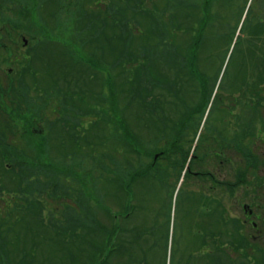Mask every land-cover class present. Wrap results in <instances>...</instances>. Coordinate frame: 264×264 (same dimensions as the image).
I'll list each match as a JSON object with an SVG mask.
<instances>
[{
	"label": "rangeland",
	"instance_id": "obj_1",
	"mask_svg": "<svg viewBox=\"0 0 264 264\" xmlns=\"http://www.w3.org/2000/svg\"><path fill=\"white\" fill-rule=\"evenodd\" d=\"M34 1L44 4L50 0ZM100 1L102 3L94 7L93 0H68L66 5H59L62 8L56 21L47 14H39L36 8L30 7L31 10L28 11L30 20L21 22L17 18L18 14H21L20 6L13 5L9 1L5 4V0H1L0 12L4 14L6 12L9 17L6 28L11 31V39L17 51L15 56L16 54L32 55L35 49L40 47L46 50H42L43 60L37 59L38 56L31 58L32 70L29 74L33 73L34 76L24 77L30 87L35 83L40 84V88L32 87L33 92H30V96L35 100L33 103L41 106L39 113L31 115L30 112L28 115L27 112L24 116L27 118L26 122L22 124L19 119L13 120L11 114H5V107L0 103V117L7 125L2 126L4 129L3 134L0 135V151L4 150L6 155L8 151H15L13 157L7 156L11 161L5 157L4 170L10 166L20 168L22 164L19 162V157L20 161L27 159L21 158L22 154L20 155V152L23 153L25 150L34 159L29 161L32 162L30 166L26 162L30 168H26L25 172L16 170L19 175L23 172L26 178L22 181L21 192L17 193L19 186L17 188V185L13 184L15 180L10 178L6 171L0 181L1 189L5 188V196L0 193V207H2L0 208V243L1 240L4 241L7 248L4 252L0 250V258L5 260V264H235V261L236 264H254L255 259L245 260L237 254L231 262L227 255L226 242L222 243L221 240H215L211 236L212 229L220 231L222 226L217 223L213 226V223L209 224V220L204 221L197 210V195L194 194V203H190L189 199L193 191L199 193L198 186L204 185L206 177L209 176L208 172L216 171L217 178L224 182L235 183L236 172L245 170L244 162L234 156L231 163L226 160L223 165L218 160L215 163L213 159L207 160V158L215 154L213 138L225 133L226 129H222L228 118L225 110L234 105L232 103L234 96L246 97L245 95L252 93L253 97L250 94L249 96L254 99L261 90L264 92L263 88L260 89V84L263 87L264 80L260 82L258 80V77L264 73V0L242 1V6L245 8L240 13V19L238 14L240 2L235 5L230 3L229 7L218 3L214 5L216 7L214 16L220 18L224 16L225 21L224 26H217L214 29L212 36L215 38H210L206 51H203L202 57L200 56L202 72L206 76V81H209V86H213L212 96L201 119L202 122L205 119L207 124L199 131L202 124L199 119L202 113L197 112L196 131L191 129L192 133L187 131L185 135L181 130L180 134L188 139L187 144L174 148L175 153H179L180 150V153L189 152L191 156L201 158L196 164L194 163L192 169H188V165L183 166L179 154L172 156L173 163L161 161L154 156L147 159L143 157L141 161L140 158L134 160L131 156L129 158V152L125 151L127 148L122 147L127 146L130 149L128 144L133 146L132 140L141 141L136 137L137 134L143 139L153 138L151 142L156 135L149 121L144 120L143 113L137 110L138 103L134 101L135 96L129 81L124 88L125 95L120 99L123 113L121 123L116 103L113 102L112 110L106 107L104 111L100 109L99 112L104 115V119L115 120L114 122L103 126L100 123L102 121L95 119L98 116L96 114L94 121L89 119L86 123H81L84 129H80L79 114L95 107H104L94 100L96 95L94 93L101 92L104 99L110 98L113 84L108 79L113 74L111 64L116 59L112 52L116 54L120 49L118 46H124L121 38L123 31L124 33L128 31L135 38L136 46L140 47L143 42L142 37L150 34L157 25L168 22L169 16L181 11V3L176 0L173 1L174 6L170 8L166 6L167 0ZM140 3L143 4L142 8ZM53 9L56 11L57 8L53 7ZM247 9L248 14L245 17ZM98 19L102 22L107 21V24L115 23L116 26L123 21L125 25L112 30L97 28L90 24L94 23L93 21L97 22ZM242 21H245L244 26L241 25ZM3 28L5 22L0 21V32ZM85 28L90 32H86ZM232 31L234 36L240 35L239 42L232 41ZM94 35L101 39L97 44L92 45L88 39ZM161 41L162 38L155 44L154 41L150 42V45H153L151 52L163 50ZM144 46L148 47L146 42ZM51 47L59 49V55L47 64L46 51L52 50ZM60 51H66V57L73 63L71 66H75L76 53L81 52L78 67L86 65L99 77L94 82H84L83 80L89 78L84 72L81 78L72 79L83 83L65 82L64 75L68 71L69 73L75 71L77 65L73 69L60 67V63H57L63 61ZM130 52L134 58L137 57L136 48L132 47ZM261 54L263 58L260 60ZM52 56H55V53ZM93 56L103 61L98 65L92 63L89 57L93 58ZM151 57L146 60L141 59L142 73L148 77L163 73L172 84H177L171 89L173 98L167 99L168 103H173L171 108L179 111L177 115H181L184 111L182 103L186 107L189 103H197V109L200 110L204 96L200 94V82L195 88L192 84L184 85L185 80H182L181 75L177 78L176 72H169L164 68L167 65L163 67V61H166L168 56ZM136 69V66H127L125 73L134 78ZM15 75L16 69L13 65L0 68L3 84L6 81L14 83L17 80ZM115 75L116 83L119 85V73L115 72ZM129 80L131 81L132 78ZM53 84L59 85L62 90L58 94L59 97L53 95L52 104L55 107L50 106L49 109L54 108L51 109L54 114L49 115L50 110L44 108L45 104L49 105V99H42L39 96L40 94L43 96L44 89ZM164 94L168 96V93ZM179 101L182 102L180 105ZM251 102L253 104L254 100ZM18 103L19 101L16 105ZM8 104L10 105L9 100ZM25 110L16 109L19 113ZM16 111L14 113L17 114ZM16 114L13 115L17 116ZM82 114L79 116H91L84 115V112ZM177 115H172L175 122L178 119ZM96 123L104 129L103 135L107 137L102 138L99 146L89 145L95 150L91 152L87 145L92 141V136H97L91 128L97 126ZM77 127H79L78 132L80 131L79 138L84 141L82 151H86L80 153L81 157H78L79 153L74 154L77 149L69 135H65L70 133L71 136L73 131V137H77L78 133L75 132ZM216 128L220 131L214 132ZM116 130L119 131L118 134L115 133ZM236 136L237 133L234 132V138ZM64 142H69L66 143L67 147H63ZM29 145L32 147H28ZM138 148L141 149L139 146ZM39 150H46L50 163L56 171L52 169L54 171H49L48 175L39 168L33 170L32 164L40 158L37 154L42 155ZM216 150L225 149L216 148ZM63 153L71 154L69 161L63 160L60 156ZM226 155L225 151L224 156ZM41 159L43 163L47 161L44 156ZM136 165L139 171L151 169L150 175L134 178L131 173ZM1 167L0 162V171ZM57 168H60V173ZM64 170H66L65 176L62 175ZM200 172L202 176H197ZM38 173L40 174L37 175ZM255 173L251 170L248 175L252 187L258 186L263 177ZM29 185L33 189L34 196L27 198L22 191ZM262 187L259 189L260 203L264 204V186ZM207 189H210L209 184ZM223 190L225 191L224 188ZM247 195V192L245 195L243 193L244 198ZM243 196H238V199L241 200ZM4 198L5 202L2 201ZM233 202L235 203L236 200ZM225 203L226 201L222 202L223 205ZM234 205L227 206V209L236 215L238 211H235ZM9 223L12 225L11 228L8 227ZM227 230L228 228H225L228 235ZM222 241H227V238ZM8 250L11 251V255ZM261 262L263 264L264 259H261ZM257 264L260 262L258 261Z\"/></svg>",
	"mask_w": 264,
	"mask_h": 264
},
{
	"label": "trees",
	"instance_id": "obj_2",
	"mask_svg": "<svg viewBox=\"0 0 264 264\" xmlns=\"http://www.w3.org/2000/svg\"><path fill=\"white\" fill-rule=\"evenodd\" d=\"M12 3L13 5H17L18 7L20 6V12L21 14H18V17L20 19L21 22L23 21H29L30 20V14L28 13L30 9V7H34L36 8V12H38L39 14H47L48 17H52L54 21H56L59 17V13L61 11V8L59 5H66L68 0H50L49 2H46L44 4L42 3H35L36 1L34 0H5V4L7 2ZM83 1V0H80ZM142 0H139V2H141ZM173 1L175 2V0H167V7H172L174 6ZM178 1V3H181V11H178L177 13H174L173 15H171V20H170V26H166V25H157L155 27V30H153L150 34H148L147 36L142 37V44L140 47L136 46L135 38H133L128 31H126L124 33H122L121 38L122 41H124V46L120 47L118 46L120 49L119 51L115 54L114 52H112V55L116 56V59L114 61V63L111 64V70L113 72H117L119 73L120 76V84L118 85L116 83V75L115 73L112 74L109 77V81L111 84H113V86L111 87V95L109 99H104L103 96L100 95V99L98 100L101 104H104V106L109 107L110 109H112L113 106V102L116 103V110H117V114L120 117V123L121 121V117H122V109H121V105H120V99L122 96L125 95V86L129 84H131V91H133V95L135 96V100L132 98V100L137 101L138 103V107L137 110L141 113H143L144 115V120H148L149 121V125H154L155 128V136H154V141L151 142L149 141V144H146L144 141H133L132 139V144H128L129 148L127 146H124L122 148H127L125 151L129 152V158L131 156L132 160L136 159V158H141L144 157V159L147 158H152L153 156L155 157L156 154L161 153L160 159L161 161H169V162H174L172 159L173 155L179 154L182 157L183 160V166L185 167L188 164L189 158H190V153H184L183 151L179 150L178 152H174V148L176 146H179L184 142V140L186 141V136L187 135V131H189L191 128L193 127H197V125L195 124V126L193 125L191 126V122L193 120H196V116L198 115L197 112L202 113L201 118L199 119V122H201L202 117H204L205 112H206V108L208 106V102L209 99L212 96V91H213V86H209V81L204 82L206 79L205 74L202 72L201 75H199L200 71V61L198 60V58H200V56L202 57L203 51H206V46L208 43H210V38L214 39L215 36H212V32L214 31L215 28H217V26L221 27L224 26V21H225V17L223 16L222 18H220L219 16H214L215 15V9L216 7L214 6L215 4H219V5H225L227 7H229L230 3H233L234 5L237 4L238 2H240V7H239V19L241 18L240 13L243 12V7L242 6V1L244 0H176ZM248 1V0H247ZM1 3V0H0ZM35 3V4H34ZM95 3V4H94ZM102 1L98 0L97 2L95 0H93L92 6L97 7L99 4H101ZM246 3V2H245ZM141 4V3H140ZM244 4V2H243ZM143 4H141V8H142ZM53 7H55L56 11L53 9ZM0 8H1V4H0ZM41 11V12H40ZM38 14V15H39ZM101 15V14H100ZM36 16V15H35ZM102 16V15H101ZM8 15L5 12L1 13L0 12V21L5 22V28H3L0 32V68H2L5 65H13L16 69V75L17 79L14 83L11 81H6L4 84L1 82L2 79L0 77V103L5 101V107H6V112L5 114H11V118H13V120L16 118H22L24 117L27 112L28 115L31 112V115H36L39 113V110H41V107L37 104H34L33 102L35 101L33 98V96H30V92L32 91V87H39L40 84L35 83L34 85H32V87H30L29 85H27V79H25L24 77L30 75L29 71L32 70V65H31V58H36L43 60V51H45L46 49L41 48L40 49H35L34 53L32 55H17L15 56V49H14V44L12 41V37H11V31L6 28V25L8 24L7 19H8ZM23 18V19H22ZM200 20V22L198 20ZM215 23H214V20ZM115 23L117 22L114 18L112 19ZM94 23H90L91 25H95L100 28H105V29H112L114 30L115 28H119L121 25L124 26L125 24H123L122 22L120 23L119 27L116 26V24L114 23H109L107 24L106 22H102L99 19L96 21H93ZM120 22V21H119ZM7 23V24H6ZM219 23V24H218ZM119 24V23H118ZM89 25V24H88ZM178 28V31H175ZM8 29V31L6 30ZM225 29V28H223ZM23 30H25V28H23ZM86 32H90L87 31L86 28L84 29ZM175 31V32H174ZM211 35V36H210ZM232 38L234 37V34L232 33ZM181 41H179L178 37ZM116 37V36H115ZM87 38V36H86ZM162 38L161 41V45L162 46V51L158 52H151V47L153 45H150L151 41H154L153 44H155V42L159 41ZM99 39H101V37H98L97 35L91 36L89 37L88 41L94 45L97 44V42L99 41ZM145 42L147 43V46H144ZM159 46V45H158ZM134 47L136 48L137 52V57L134 58L130 52V49ZM147 47V48H146ZM18 50L20 49L17 46ZM52 50L49 49V51L47 50V57H46V61L47 64H50L51 61H53L58 55H59V49L55 48V47H51ZM43 50V51H42ZM56 52H55V51ZM77 52V51H75ZM21 53V52H19ZM50 53V54H49ZM55 53V56H52V54ZM66 51H60V56L62 58L63 61H58L57 63L60 65V67H64L63 69H70V67H72V69L77 65V63L81 60L79 58V55L82 54L81 52H79L78 54L76 53L77 59L75 60L76 62L74 63L75 66H71L73 63H71L72 61H70L68 59V57H66L67 55L65 54ZM164 53L168 54V59L166 61H163V67L164 65H167L166 69H168L169 72H176V77L178 78L180 75L182 76V80H185L184 85H190L192 84V86L195 88L196 84L198 83L197 81H189L192 80L194 78L197 77V79L202 80V87L200 88V94H203L204 96L202 97V105L200 110L197 109V103H189L188 107L185 106L184 103L182 102H178L179 105L182 103L183 105V112L181 113V115H177L179 114V111L176 110L175 108H171V106H173V103H168L169 98H173L172 91L171 89L174 88L177 84H172L167 75L163 74V73H159L157 75H154L152 77H148L145 73H142V62L141 59L146 60L147 58H152L151 56H163ZM171 53V54H170ZM90 62H95L97 65L98 63L102 62L103 60L99 59L98 57L91 58L89 57ZM79 65H77L75 67V71H72L71 73H69V71L66 73V75H64L63 79H65V82H72L74 78L78 77L81 78L83 73L85 72L87 75H89V77H94L95 80L99 77L97 75V73H95L94 70L86 67V65L82 66V67H78ZM127 66L133 67L136 66V72L134 73L135 76L134 78L132 77V75L127 74L126 68ZM92 68V66H91ZM23 71V72H22ZM22 72V73H21ZM54 72V70H53ZM32 73V72H31ZM33 74V73H32ZM31 74V75H32ZM124 74V75H123ZM21 75V76H20ZM30 75V76H31ZM34 76V75H32ZM123 76V77H122ZM39 77V76H38ZM37 77V78H38ZM23 78L22 80L19 81V79ZM36 78V79H37ZM121 78H122V82H121ZM129 78L132 80L130 81ZM75 82H79L75 81ZM133 85V86H132ZM262 85V84H261ZM40 88V87H39ZM52 88V91H51ZM122 88V90H121ZM31 90V91H30ZM62 90V88L56 84H53L49 87H47L46 89H44L43 96L42 94H40L39 98L41 97L42 99L47 98V100L49 99V105L45 104L44 108H48L49 111V115L50 114H54V111L51 109H49L50 106L55 107L52 102H53V95L55 94L57 97L59 92ZM164 93H168V96H165ZM195 93H197V91H195ZM100 94V93H98ZM4 95V98H3ZM8 100L10 101V105H7L6 102H8ZM131 100V105L133 104V101ZM19 101V103L16 105V102ZM114 103V104H115ZM112 104V105H111ZM18 107V108H17ZM26 107V108H23ZM75 107V106H74ZM26 109L24 112L19 113L16 111V109ZM14 111L17 112L14 113ZM53 111V112H51ZM16 114L17 116L13 115ZM89 114L91 115V119H94V116L96 113H94V110H90ZM172 115H177L178 119L176 120V122L173 120ZM95 119L100 120L102 122H100L101 124H103V126L114 122L115 120L111 121V119L108 121L107 119H104V115L99 116L98 118L96 117ZM94 119V120H95ZM189 119V120H188ZM93 120V121H94ZM21 122H23V119L21 120ZM99 122V121H98ZM108 122V123H107ZM97 126H92V131L93 133H95V135H97L96 137L92 136V141L89 142V144L87 145L90 148L91 152H95V150H93L89 145H95V146H99L102 143V138L105 139L107 136L103 135V130L102 128H100V125L96 123ZM2 126H7L5 125L4 121L2 120V117H0V135L3 134V129ZM102 126V127H103ZM84 126L81 125L80 129L83 130ZM187 127V128H186ZM78 128H76V131L78 133V136H74L72 135L73 131H71V136L70 133L65 134V135H69L70 139H72L71 141L73 142L74 146L76 147L77 151L74 154H82L83 152L86 151H82V149L84 148L83 146V140L81 138H79V134L80 131L78 132ZM56 128H54L55 130ZM129 129V128H128ZM53 130V131H54ZM131 131V129H129ZM184 131L185 135H181L180 131ZM186 130V131H185ZM60 132V129H59ZM119 132V131H118ZM117 130L115 131L116 134H118ZM129 132V131H128ZM131 133V132H129ZM128 134V133H127ZM159 134V135H157ZM59 135V134H58ZM112 136V135H111ZM76 137V138H75ZM126 137V136H125ZM79 138V139H78ZM110 140H112V138H109ZM240 140V139H239ZM127 141V140H126ZM166 142V143H165ZM168 142V143H167ZM66 143L69 142H64L62 143L63 147H67L68 145ZM16 145V144H15ZM141 147L140 148H138ZM28 147H32V146H28ZM143 149V151H142ZM238 149L240 152H242V146H241V142H239L238 145ZM31 150V149H30ZM68 152V151H67ZM1 155H0V162L2 163V167H1V173H0V181L3 179V175L5 174V171L8 173L10 178H13L15 180V182L13 184H15V186L17 185V188L19 186V189L17 190V193L21 192L22 190V181L25 180L26 178H24L23 172H25L26 168H30V163L29 162L31 160H34L33 157L29 156L25 152L21 153V158L23 157V159L27 158L24 161H20V157H19V162L22 164L20 166V168L14 167L12 168V166H10L9 168H7V170L5 169V157L11 161V157H9V155H11L13 157V154L15 153V151H8L7 155L4 152V150L0 151ZM32 153H34L32 151ZM36 155V153H34ZM42 156H44V158L47 161H44L45 163H43V160H35L36 163H33L32 165L34 166V170L36 171V168H39L42 172H45V174L49 175V171H54L53 169V165L50 163V159L48 157V155L46 154V152L42 151ZM79 155L78 157H81L82 155ZM87 154L89 155V152H87ZM69 153H63V155H60L63 157L64 161H69ZM99 155V153H98ZM9 158H8V157ZM93 158H96L95 156L90 155ZM90 156H88V159L90 158ZM84 157V156H83ZM234 157H242V155L239 154H235ZM221 158V157H220ZM219 158V159H220ZM201 159V158H200ZM204 160V158H203ZM138 161V159H137ZM192 160V162L190 163V168L192 169L194 167V163L196 164L198 161ZM18 162V161H17ZM29 164V166H27V163ZM129 162V160L127 161ZM134 162V161H133ZM220 162V161H219ZM175 163H176V159H175ZM243 163V160H242ZM167 164V163H166ZM164 164V165H166ZM11 165V163H10ZM24 165V167H23ZM247 165H249V163H247ZM130 166V165H129ZM182 166V165H181ZM180 166V167H181ZM182 166V167H183ZM260 166V165H259ZM258 166V167H259ZM45 167V168H44ZM257 165H252L249 169H254L257 170L258 169ZM11 168V169H10ZM19 169L21 171H23L20 175L19 173H16V170ZM27 170V169H26ZM150 171H152L151 169L148 168V170L146 171H139L138 167L136 165V167H134L132 169V173L134 178H140L143 177L145 175H150ZM248 171L245 170H241L239 172H236L235 174V178H236V182L233 183V188H232V201L236 202L234 203L235 205V211H239L241 204L242 203V199H238V196H242L244 189L246 187V185L248 184V179L245 176V174ZM209 173V172H208ZM40 173H38L39 175ZM66 174V170L63 172L62 175L65 176ZM2 176V177H1ZM14 176V177H13ZM186 178V177H185ZM190 178V177H188ZM192 178V177H191ZM207 179V183H209V177H206ZM32 182V180H30ZM225 184V182H224ZM225 186V185H224ZM33 189L31 188V186H26L25 189H23V195L26 196L27 198L33 197L34 195L32 194ZM0 193L5 196V188L3 187V189H1L0 186ZM10 194V192H8V195ZM194 194L197 195L196 193H192V195L190 196V203H194L193 202V198H194ZM14 198V196H13ZM242 198V197H241ZM202 211H201V215L203 216L204 221L205 220H209V224L213 223V226L215 225V223L218 224V221H220L221 219V213H217L215 214L214 212H216V210H213V208L211 207L212 202L211 199L208 197H205L204 195L202 196ZM5 202V198L4 200H2ZM196 204L198 205L199 203V196L196 198ZM11 203H13V201H11ZM221 203L219 202V211H221L220 207ZM5 207V205H4ZM2 208V207H0ZM18 213V212H17ZM20 213V212H19ZM8 214V212H7ZM42 220V219H41ZM235 224L238 226L236 227V229L240 230L243 229V226L240 223V218L235 217ZM220 226H222L221 224H218ZM11 223H9L8 227L11 228ZM207 226L205 225V228ZM206 231V230H203ZM215 231L214 229H212L211 232V236H215ZM219 235L220 232H219ZM0 250L2 252L7 251L6 246H5V242L1 240L0 243ZM9 254L11 255V251H9ZM9 258V255H8ZM4 259L0 258V264H5L4 263Z\"/></svg>",
	"mask_w": 264,
	"mask_h": 264
},
{
	"label": "flooded vegetation",
	"instance_id": "obj_3",
	"mask_svg": "<svg viewBox=\"0 0 264 264\" xmlns=\"http://www.w3.org/2000/svg\"><path fill=\"white\" fill-rule=\"evenodd\" d=\"M263 78V77H259ZM243 83V82H242ZM250 94V93H249ZM249 94L246 97L234 96L232 103L234 105L228 107L227 123L222 129H226L220 137L218 135L213 138L212 144L215 145V154L208 157L207 160L213 159L217 163L219 152L216 148H224L227 155L224 157L225 161L233 155V151L238 148L239 142L244 149V157L248 161H257L260 165V171L257 173L263 175L264 178V93L256 94V98H252L254 103L251 104ZM251 95V94H250ZM215 131L219 132L217 128ZM234 132L237 133L234 138ZM240 139V140H239ZM166 143V142H165ZM168 143V142H167ZM236 147V148H235ZM235 148V149H234ZM224 164V160L220 162ZM218 166L216 165V168ZM218 173L209 172V186L207 189V179H205L204 185L198 186L197 196H199V204L197 210L201 214L202 208V196L211 199L213 209L219 207V202L226 201L225 205L228 217H233V211H228L227 206H233L232 201V181H226L223 184L222 179L217 178ZM197 176H202V173H198ZM202 183V182H201ZM203 184V183H202ZM225 185V186H224ZM206 188V192L204 189ZM225 189V191L223 190ZM220 191V194H219ZM260 190L257 194H250L248 197L249 203L244 204L243 216L241 225L243 229L234 232V221L232 219H226V227L228 228L226 236L228 241V254L230 259L234 257V253H239L241 256H246L249 260L255 259L254 264L258 261L262 264L261 259H264V204H261ZM221 207V206H220ZM230 212V213H229ZM218 238V237H213ZM242 245L240 248L238 245ZM240 248V250H237ZM264 264V263H263Z\"/></svg>",
	"mask_w": 264,
	"mask_h": 264
}]
</instances>
